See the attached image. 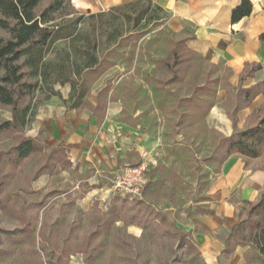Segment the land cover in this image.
<instances>
[{"label":"rangeland","instance_id":"rangeland-1","mask_svg":"<svg viewBox=\"0 0 264 264\" xmlns=\"http://www.w3.org/2000/svg\"><path fill=\"white\" fill-rule=\"evenodd\" d=\"M123 1L71 0L66 12L86 16ZM51 2L42 0L36 14ZM167 15L165 10L158 13ZM85 29L86 25L79 26L80 31ZM137 29L138 37L120 40L113 48L109 57L113 66L100 77L80 76L85 82L72 93L87 87V95L96 90L99 116L108 100L119 101V120L136 134L155 137V148L145 160L131 151L117 162L119 169L147 165L149 180L141 199L115 198L108 206L96 199L79 202L86 193L82 190L75 201L67 193L71 184L56 188L54 153L44 155L39 142L31 139L30 152L20 155L24 141L30 139L23 138V112L30 110V122L36 107L57 93L65 46L56 43L47 49L42 66L35 70L22 57L18 64L23 78L13 87L15 104L0 103V264H205L177 226L174 211L206 198L226 158L221 139L229 135L207 122L218 86L226 89L224 82L213 79L226 71L186 50L182 36L166 21L161 27L143 21ZM8 38L0 29V39ZM74 57L80 65L81 57ZM228 91L227 101L219 108L231 111L240 100L237 93ZM10 116L12 121H7ZM262 116L264 108L251 123ZM261 155L253 169L264 170V150ZM263 225L264 214L246 207L231 231L235 243L249 247L248 264H264Z\"/></svg>","mask_w":264,"mask_h":264},{"label":"crops","instance_id":"crops-1","mask_svg":"<svg viewBox=\"0 0 264 264\" xmlns=\"http://www.w3.org/2000/svg\"><path fill=\"white\" fill-rule=\"evenodd\" d=\"M106 1L110 4L122 0H102L104 4ZM129 1L132 0L120 4ZM249 1L251 14L232 23V10L242 0H151L153 5L168 13L165 21L182 36L186 50L214 68L226 71L225 75L213 79L214 83L224 82L226 89L218 86L211 107L212 115L207 122L229 136L235 128L243 130L252 124L251 118L264 108V41L260 39L264 34V0ZM245 65L258 66L259 69L241 82ZM257 84H261V93L236 111L234 127L227 114L242 103L239 90ZM55 90L57 93L36 107L30 122V110L25 109L23 138L37 140L44 155L54 153L56 188L63 189L67 182L72 185L67 193L75 201L83 190L86 193L79 202L92 203V199H96L110 204L115 198L110 199L108 195V183L101 180L92 185L90 181L94 171L112 175L119 170L117 162L125 160L131 151L139 160H145L155 148L156 139L151 135L136 134L134 128L119 120L122 110L119 101L108 100L102 116H99L95 111L98 105L96 90L90 91L80 102L69 84L58 85ZM228 90L237 93L240 100L231 111L219 108L227 101L225 92ZM6 118L12 121L11 116ZM57 152L61 154L60 158H57ZM262 156L246 159L231 155L225 158L206 198L174 211L177 226L187 234L205 264H248L247 246L236 244L230 253L223 252L242 209L257 202L264 193V170L252 168Z\"/></svg>","mask_w":264,"mask_h":264},{"label":"trees","instance_id":"trees-1","mask_svg":"<svg viewBox=\"0 0 264 264\" xmlns=\"http://www.w3.org/2000/svg\"><path fill=\"white\" fill-rule=\"evenodd\" d=\"M41 1L0 0V29L9 35L6 40L0 39V103L3 105L15 104L13 87L20 84L23 78L20 72L21 65L18 64L22 57H26L25 63L35 70L42 66L43 54L47 49L56 43L63 44L64 57L59 66L56 83L69 84L71 90H75L76 86L81 87L85 82L84 78L79 80L80 76L87 74L100 77L113 66V63L109 61L113 48L119 45L120 40L138 37L137 28L141 27L143 21L152 22V27H160L166 19V17L158 16V13L163 11L153 5L151 0H132L113 6L105 12H88L86 16L76 11L66 12L71 7V0H52L47 8L40 14H36ZM251 11V2L242 0L240 5L232 10L231 22H239L242 18L249 16ZM55 14H61V16L56 18ZM82 24L87 26L84 31L79 30ZM260 39L264 41V34L260 36ZM103 52V56L100 55ZM74 54L81 57L80 65L76 62ZM258 69V66L245 65L240 81L242 82L245 76H252ZM260 85L239 90L243 101L234 112L227 114L234 127L236 111L248 105L261 93ZM88 91V87L80 91L77 97L78 102L86 96ZM23 145L25 148L21 150L20 155L26 156L31 150L32 141L26 140ZM221 147L225 149L226 158L231 155L246 159L259 157L264 150V116L255 123L247 125L243 130L235 128L230 136L221 139ZM248 207L258 209L264 214V193L256 203ZM262 231L264 233V225ZM236 244L238 243L233 241L231 233L223 253H230ZM263 250L262 247L261 252Z\"/></svg>","mask_w":264,"mask_h":264},{"label":"built area","instance_id":"built-area-1","mask_svg":"<svg viewBox=\"0 0 264 264\" xmlns=\"http://www.w3.org/2000/svg\"><path fill=\"white\" fill-rule=\"evenodd\" d=\"M101 180L108 183L110 199L121 198L127 201L140 200L148 182V167L145 163L136 166H126L117 170L110 176H105L95 170L90 178L92 185H97ZM105 206L109 202L105 201Z\"/></svg>","mask_w":264,"mask_h":264}]
</instances>
